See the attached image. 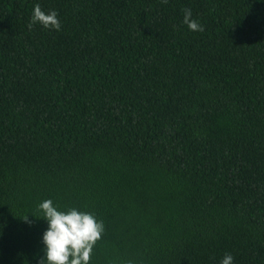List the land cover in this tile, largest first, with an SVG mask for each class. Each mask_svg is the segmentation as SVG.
I'll list each match as a JSON object with an SVG mask.
<instances>
[{
	"label": "trees",
	"instance_id": "trees-1",
	"mask_svg": "<svg viewBox=\"0 0 264 264\" xmlns=\"http://www.w3.org/2000/svg\"><path fill=\"white\" fill-rule=\"evenodd\" d=\"M46 199L103 222L90 264H264V0H0V264Z\"/></svg>",
	"mask_w": 264,
	"mask_h": 264
},
{
	"label": "clouds",
	"instance_id": "clouds-1",
	"mask_svg": "<svg viewBox=\"0 0 264 264\" xmlns=\"http://www.w3.org/2000/svg\"><path fill=\"white\" fill-rule=\"evenodd\" d=\"M162 3L167 4L168 0H162ZM183 12V23L190 31H204V27L192 18L190 8L183 9ZM36 24L45 29H61L58 13L55 10L45 13L39 4L33 8L28 23L29 30ZM38 208L42 215L35 217L44 219L48 224L42 236L45 255L40 258L38 264H90L93 249L103 237V222L97 220L94 214L79 211L74 207L66 212L59 211L51 199L44 200ZM21 219L31 224L28 215ZM220 264H234V257L226 253Z\"/></svg>",
	"mask_w": 264,
	"mask_h": 264
}]
</instances>
